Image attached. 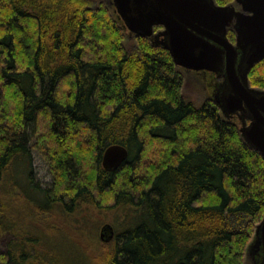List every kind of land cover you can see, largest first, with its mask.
Instances as JSON below:
<instances>
[{"label":"trees","instance_id":"obj_1","mask_svg":"<svg viewBox=\"0 0 264 264\" xmlns=\"http://www.w3.org/2000/svg\"><path fill=\"white\" fill-rule=\"evenodd\" d=\"M82 2L0 0L1 264H56L25 223L94 199L127 210L113 264H245L264 218V158L214 100L185 98L164 46L136 37L129 53L115 8ZM249 81L264 91V60ZM113 145L129 156L109 172ZM37 153L50 188L33 182Z\"/></svg>","mask_w":264,"mask_h":264},{"label":"water","instance_id":"obj_2","mask_svg":"<svg viewBox=\"0 0 264 264\" xmlns=\"http://www.w3.org/2000/svg\"><path fill=\"white\" fill-rule=\"evenodd\" d=\"M219 6L215 0H113L125 27L138 37L154 38L167 49L176 66L223 76L216 104L227 116L241 114L251 123L239 130L244 141L264 158V91L250 86L249 74L264 60V0H236ZM163 27L158 34L155 27ZM236 32V42L228 30ZM129 156L120 145L106 149L103 168L117 170ZM113 226L102 228L100 238L114 239ZM256 249L264 264V218L256 230Z\"/></svg>","mask_w":264,"mask_h":264},{"label":"rangeland","instance_id":"obj_3","mask_svg":"<svg viewBox=\"0 0 264 264\" xmlns=\"http://www.w3.org/2000/svg\"><path fill=\"white\" fill-rule=\"evenodd\" d=\"M82 4L85 5V7H97L103 4L111 11L110 13L113 14V0H83ZM231 4L238 10L240 9L236 0L231 1L228 5ZM162 30L163 27H155L156 33ZM228 33L234 36L236 42L235 30L231 28ZM124 36V44L128 52L133 54L137 52V36L132 34L127 28L124 31ZM19 40H21L23 44L26 41V36L20 35ZM19 44L20 43L17 45L20 49L22 46ZM180 72L184 79L183 94L186 99L196 105H201L208 99L215 101V98H217L215 97V91L219 82L214 74L210 72H191L184 69H180ZM252 88L260 90L255 87ZM222 115L224 116L223 113ZM224 117L226 118V116ZM233 120L240 130L242 122L239 121V119ZM148 146H151L150 142ZM153 148L152 151L155 152ZM147 151L148 153L150 152V147ZM146 156L144 158H146ZM33 164V182L43 188H50L53 184V176L50 172L49 164L41 155H38V153L34 155ZM149 164L150 159L146 161V169L150 167ZM56 189L62 192L65 186L61 184L58 186L57 184ZM96 196L100 198V195ZM108 204L110 203H105L104 200L94 199L93 203H84L79 207L75 206L72 211H58L55 209L54 212L39 216L33 222L28 220V222L25 223L26 227H24V230L29 229L34 232L43 230L41 235L46 242V248L49 254L54 256L56 264H113L109 256L112 253V245L114 242L103 244L100 241L101 229L106 225H111L118 234L127 228L130 223L126 216L127 210L124 207L115 209L112 208V206H107ZM17 209L19 210V207H17ZM23 212H25V210H23ZM5 241L6 239L0 242V254L5 252ZM256 263L255 252H253V249L248 250L245 264Z\"/></svg>","mask_w":264,"mask_h":264},{"label":"flooded vegetation","instance_id":"obj_4","mask_svg":"<svg viewBox=\"0 0 264 264\" xmlns=\"http://www.w3.org/2000/svg\"><path fill=\"white\" fill-rule=\"evenodd\" d=\"M232 29H233V27H232ZM199 73H202V72H199ZM215 76L217 77V79L220 81V80H222L223 82H224V78H223V76H217L216 74H215ZM221 86H222V82L220 81L219 82V84H218V86H217V88H216V91H215V93H216V96L215 97H217L219 100L221 99V95H222V92H221ZM227 118H230V119H239V121H241L242 122V125L241 126H243V124H246V125H249L250 123H251V119L249 118V117H242L241 116V114H236V115H232V116H227L226 114H224ZM101 231H102V229H101ZM114 231H115V229H114ZM100 234H101V232H100ZM117 235V233L115 232V235H114V237ZM259 253V252H258ZM258 253H256V254H258ZM258 256H260V254L258 255ZM261 257V256H260ZM261 260V259H260ZM256 264H258V262L256 263Z\"/></svg>","mask_w":264,"mask_h":264}]
</instances>
